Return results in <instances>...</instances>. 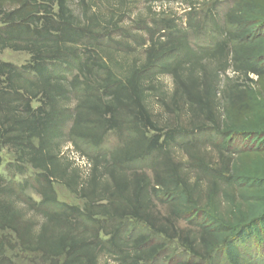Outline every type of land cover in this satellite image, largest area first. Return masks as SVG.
Masks as SVG:
<instances>
[{
  "label": "trees",
  "instance_id": "trees-1",
  "mask_svg": "<svg viewBox=\"0 0 264 264\" xmlns=\"http://www.w3.org/2000/svg\"><path fill=\"white\" fill-rule=\"evenodd\" d=\"M225 20L214 53H195L186 39L164 35L167 40L150 39L143 62L118 75L111 57L88 48L107 29L95 19L80 20L69 0H0V54L30 55L22 68L0 61V151L13 155L15 175L36 172L32 184L41 198L37 204L24 195L31 180H7L0 158V264H17L9 254L17 251L46 264H101V254L123 264H158L166 242L202 261L223 251L228 264H245L254 243L260 247L255 261L264 263V0H235ZM176 54L189 58V74L180 64H163ZM215 59L219 67L207 71L202 61ZM73 69L78 73L68 81L63 72ZM158 71L174 79L173 105L194 117L191 127L165 130L155 120L149 99L158 92ZM69 123V142L98 148L116 134L132 148L114 153L119 159L105 174L101 159L88 157L92 168L84 180L61 160ZM206 131L228 157L219 170L184 144ZM179 144L190 168L200 170L194 179L176 159ZM149 158L155 161L152 177L136 167ZM55 183L83 207L61 205ZM158 205L167 208L165 216ZM181 221L190 227L179 228Z\"/></svg>",
  "mask_w": 264,
  "mask_h": 264
},
{
  "label": "rangeland",
  "instance_id": "rangeland-1",
  "mask_svg": "<svg viewBox=\"0 0 264 264\" xmlns=\"http://www.w3.org/2000/svg\"><path fill=\"white\" fill-rule=\"evenodd\" d=\"M69 1L72 11L80 20L88 23L90 19H95L94 22L102 24V28L107 29L106 33H104V29V32L101 31L104 34L101 42L98 45L91 43L88 48L93 49V53H97L103 58L108 59V57H111L113 63L110 65L118 75H123L131 64L143 62L146 59L145 51L150 44V39L155 38L158 40L162 38V41L167 40L166 38L163 39L162 36L164 35L174 34L178 38L186 39L189 48L195 53H214L213 49L221 39L222 31L225 30L226 14L235 2V0H84L88 5L86 7L85 5L82 6L80 0ZM110 22H113L115 27L108 24ZM170 27L176 31L171 33L173 30ZM102 28L98 27V30H102ZM84 55L87 54L83 53V57H85ZM188 59V57L181 54L170 55L163 64H180L181 71L185 76L191 71V66L187 64ZM0 61L22 68L30 62V55L25 52L5 50L0 54ZM202 64L206 66L207 71H215L219 67L216 59L214 62L202 61ZM197 67L200 68L201 65ZM77 73L76 69H73L72 72H63L68 81ZM158 73L153 74V77H157L154 79V85L158 88V92L153 93L149 99L155 120L165 130L191 127L192 122L195 121L194 117L188 113L186 108L180 111L176 105H173L176 89L174 79L169 74H163L162 71H158ZM226 76L233 77V74L228 71ZM162 100L168 103L169 109L163 105ZM35 106H37V103ZM69 107L72 112L75 111V102L71 100ZM71 125L69 123L64 130V138L60 142V156L64 163H69L72 169H77L84 180L89 176L92 168V165L88 163V157L96 160L101 159L99 161L101 165L100 173L105 174V172L107 173L105 170L112 167L119 159V156L114 155V153H123L125 149L132 148L129 144H122V136L116 134L108 136L104 144L98 148L91 146L89 142H69L66 136ZM178 141L181 143L183 140L179 138ZM219 142V139L210 131L196 132L184 140L187 149L193 152L199 161H203L210 168L218 170L224 166L228 158L219 152ZM175 156L185 167L188 166L192 170L190 172L192 179L199 176L200 170L196 167L190 168V165L193 164H191L185 148L183 150L180 148V144L178 147L176 146ZM0 158L3 161L1 173L4 174L7 180L12 179L20 185L31 180L30 185H28L30 189L23 193L39 204L41 198L35 193L39 188L34 187L32 184L36 172L27 168L23 174L18 173L15 175L16 173L12 169L14 158L11 152L5 149L1 150ZM154 162V159L149 158L141 161L140 165L136 167L142 168L152 177L151 168L154 166ZM203 178L205 184L208 185L207 178ZM54 190L61 205L83 207L84 202L69 192L63 184L55 183ZM158 212L165 216L168 210L166 207L158 205ZM25 213L28 214V218L41 222V217L35 213L29 210H25ZM178 227L186 229L190 226L186 221H181ZM103 239L105 238L103 237ZM165 244H168L167 249L158 264H228L223 251L218 252L211 260L202 261L189 257L176 242H166ZM259 250L258 244L253 243L252 247H248L247 255L244 257L245 264H261L258 260L255 261ZM9 254L17 264H46L38 255H24L18 251ZM100 262L101 264H123L117 261L116 258H110L103 254H101Z\"/></svg>",
  "mask_w": 264,
  "mask_h": 264
}]
</instances>
